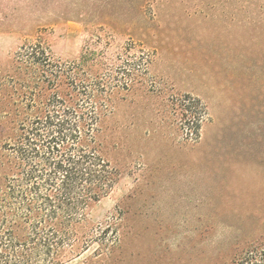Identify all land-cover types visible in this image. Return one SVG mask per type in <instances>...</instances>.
<instances>
[{
	"label": "rangeland",
	"instance_id": "obj_1",
	"mask_svg": "<svg viewBox=\"0 0 264 264\" xmlns=\"http://www.w3.org/2000/svg\"><path fill=\"white\" fill-rule=\"evenodd\" d=\"M93 33L142 45L156 89L208 117L193 141L145 85L122 93L100 137L121 179L89 212L122 211L119 243L65 264H234L264 245V0H0V70L36 43L75 59Z\"/></svg>",
	"mask_w": 264,
	"mask_h": 264
},
{
	"label": "trees",
	"instance_id": "obj_2",
	"mask_svg": "<svg viewBox=\"0 0 264 264\" xmlns=\"http://www.w3.org/2000/svg\"><path fill=\"white\" fill-rule=\"evenodd\" d=\"M112 47L99 33L75 59L25 45L11 70H0V264H65L93 245L107 254L119 243L122 211L97 224L89 212L121 179L100 137L122 93L145 85L186 137H201L207 105L156 89L153 54L142 45ZM234 264H264V245Z\"/></svg>",
	"mask_w": 264,
	"mask_h": 264
}]
</instances>
